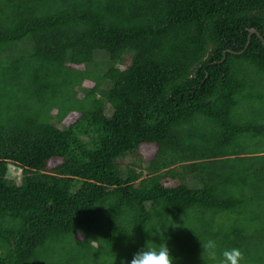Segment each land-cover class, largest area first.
Instances as JSON below:
<instances>
[{
	"label": "trees",
	"instance_id": "obj_1",
	"mask_svg": "<svg viewBox=\"0 0 264 264\" xmlns=\"http://www.w3.org/2000/svg\"><path fill=\"white\" fill-rule=\"evenodd\" d=\"M262 40L264 0H0V264H264Z\"/></svg>",
	"mask_w": 264,
	"mask_h": 264
},
{
	"label": "clouds",
	"instance_id": "obj_2",
	"mask_svg": "<svg viewBox=\"0 0 264 264\" xmlns=\"http://www.w3.org/2000/svg\"><path fill=\"white\" fill-rule=\"evenodd\" d=\"M159 233V232H157ZM147 246L133 255L130 264H174V258L170 255L169 248L165 243ZM203 253L211 264H242L245 257L243 252L236 247L219 251L217 241L208 239L201 244ZM123 264V262H122Z\"/></svg>",
	"mask_w": 264,
	"mask_h": 264
},
{
	"label": "rangeland",
	"instance_id": "obj_3",
	"mask_svg": "<svg viewBox=\"0 0 264 264\" xmlns=\"http://www.w3.org/2000/svg\"><path fill=\"white\" fill-rule=\"evenodd\" d=\"M142 151H144V154H146V148H143ZM149 154H154L155 150L153 148H149V150L147 151Z\"/></svg>",
	"mask_w": 264,
	"mask_h": 264
},
{
	"label": "water",
	"instance_id": "obj_4",
	"mask_svg": "<svg viewBox=\"0 0 264 264\" xmlns=\"http://www.w3.org/2000/svg\"><path fill=\"white\" fill-rule=\"evenodd\" d=\"M252 33H256L257 34V32H255V31H252ZM262 44L264 46V40H262Z\"/></svg>",
	"mask_w": 264,
	"mask_h": 264
}]
</instances>
